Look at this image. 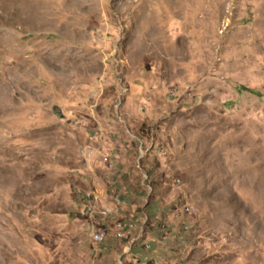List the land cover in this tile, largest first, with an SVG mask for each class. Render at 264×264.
Instances as JSON below:
<instances>
[{
    "label": "rangeland",
    "instance_id": "obj_1",
    "mask_svg": "<svg viewBox=\"0 0 264 264\" xmlns=\"http://www.w3.org/2000/svg\"><path fill=\"white\" fill-rule=\"evenodd\" d=\"M95 190L135 264H264V0H0V264H90Z\"/></svg>",
    "mask_w": 264,
    "mask_h": 264
},
{
    "label": "crops",
    "instance_id": "obj_2",
    "mask_svg": "<svg viewBox=\"0 0 264 264\" xmlns=\"http://www.w3.org/2000/svg\"><path fill=\"white\" fill-rule=\"evenodd\" d=\"M87 199V198H86ZM87 203H88V199H87ZM102 205V204H101ZM103 209H105L108 214L105 217H100L99 216H94V217H90L88 219H85L83 217L80 216L81 219H83V221L88 225V229L89 231H91L92 228V222L94 218H97L105 223H109V221L112 223V220H109V216L111 215V210H108L105 206H101ZM80 214V213H79ZM77 220L80 222V225L82 227V223L81 221L77 218ZM109 220V221H108ZM124 226L126 227V224L124 223ZM84 231H86L84 229ZM113 232V231H112ZM113 235V233H112ZM91 237V235H89V238ZM91 243L93 244V250L95 251L96 255L98 254V257L95 258V260L91 259L92 253L87 250V256L90 260V264H135L136 261H140V259H135L133 260V252H134V247L133 246H129L127 245V243H123V241L121 240H116L113 236L108 235L107 239L98 244L93 243L92 238H91ZM97 245V246H95ZM158 246H155L154 251L158 250L157 249ZM93 253V254H95ZM143 253L145 254V251H143ZM131 259L133 260V262L131 261ZM155 260V261H153ZM132 262V263H131ZM159 261L155 258V257H151L148 260V263L150 264H159Z\"/></svg>",
    "mask_w": 264,
    "mask_h": 264
},
{
    "label": "bare ground",
    "instance_id": "obj_3",
    "mask_svg": "<svg viewBox=\"0 0 264 264\" xmlns=\"http://www.w3.org/2000/svg\"><path fill=\"white\" fill-rule=\"evenodd\" d=\"M86 198L87 196H95L94 192H86ZM96 200H92V207L94 208V212L92 208H89V202L85 204V206L83 208L80 209L79 213L80 216L88 219L90 217H94V216H99V217H105L107 216V211L106 210H99L95 203ZM98 201V200H97ZM101 209V208H100ZM105 226H101V233H98V221L97 218L93 219L92 222V228H91V238L93 243L95 244H100L102 243L109 235V229L106 225V223H104ZM112 231L113 234L118 237V238H125L128 236V232H126L124 230L123 227V223L121 221H117L112 225Z\"/></svg>",
    "mask_w": 264,
    "mask_h": 264
},
{
    "label": "built area",
    "instance_id": "obj_4",
    "mask_svg": "<svg viewBox=\"0 0 264 264\" xmlns=\"http://www.w3.org/2000/svg\"><path fill=\"white\" fill-rule=\"evenodd\" d=\"M103 159L106 160L107 156H103ZM87 199H88V202H89V208H92L93 212H94V208L92 207V200H99L100 201V194L98 193L97 190H95V196H87ZM111 213H112V210H111ZM97 221H98V233L100 234L101 233V226H105V225H104L103 221H100L98 219H97Z\"/></svg>",
    "mask_w": 264,
    "mask_h": 264
}]
</instances>
